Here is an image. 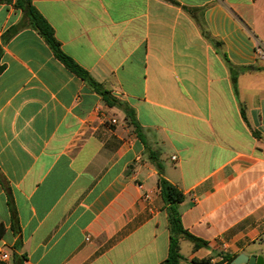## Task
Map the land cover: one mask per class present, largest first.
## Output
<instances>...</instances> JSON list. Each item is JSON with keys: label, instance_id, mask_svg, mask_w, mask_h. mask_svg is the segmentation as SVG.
I'll list each match as a JSON object with an SVG mask.
<instances>
[{"label": "crops", "instance_id": "crops-1", "mask_svg": "<svg viewBox=\"0 0 264 264\" xmlns=\"http://www.w3.org/2000/svg\"><path fill=\"white\" fill-rule=\"evenodd\" d=\"M32 1L122 105L37 30L2 44L0 253L10 257L0 264H164L170 229L151 152L185 194L184 227L208 243L182 238L188 260H264V69L241 70L264 68V0ZM14 2L0 0V43L23 18Z\"/></svg>", "mask_w": 264, "mask_h": 264}, {"label": "trees", "instance_id": "trees-1", "mask_svg": "<svg viewBox=\"0 0 264 264\" xmlns=\"http://www.w3.org/2000/svg\"><path fill=\"white\" fill-rule=\"evenodd\" d=\"M14 6L23 12L22 20L10 27L2 36V43H0V61L3 55L2 44L7 42L12 36L25 27H30L38 31V33L44 38L46 43L51 47L55 56L62 61L68 69L74 72L76 75L81 77L88 86L93 88L95 91L100 93L106 103L109 105H122L117 99L112 97L107 89L104 88L103 84L92 77L87 69L82 67L73 57L67 54L61 45V42L57 39L54 33L53 27L43 16V14L36 8L32 0H15ZM3 65H0V71L3 69ZM264 69L258 65H248L241 67L242 71L249 70H261ZM126 116L130 123L135 126V129L139 132L138 123L135 120L134 112L131 108L123 105ZM242 113L245 116L244 109ZM151 157L154 160L158 171L159 180L158 185L160 188V194L164 200L168 215V224L170 229V247L169 253L164 261V264H221L213 263L211 257L197 258L194 257L188 260L181 253V239L186 238L194 243V248H200L207 245V241L195 236L187 228L184 227L181 218V211L179 204L184 200V192L175 184L170 182L164 176L163 165L159 159V154L151 152ZM17 220L15 214L13 215V227L15 229ZM4 227L0 226V235L3 234ZM20 242L17 243L16 247H19ZM232 255H226L224 260L232 262L235 257Z\"/></svg>", "mask_w": 264, "mask_h": 264}, {"label": "water", "instance_id": "water-1", "mask_svg": "<svg viewBox=\"0 0 264 264\" xmlns=\"http://www.w3.org/2000/svg\"><path fill=\"white\" fill-rule=\"evenodd\" d=\"M242 263H249V264H264V260L261 256L255 255H247L245 253H240L235 257V259L231 262V264H242Z\"/></svg>", "mask_w": 264, "mask_h": 264}, {"label": "built area", "instance_id": "built-area-1", "mask_svg": "<svg viewBox=\"0 0 264 264\" xmlns=\"http://www.w3.org/2000/svg\"><path fill=\"white\" fill-rule=\"evenodd\" d=\"M258 53H259V55H260V57L262 58V59H264V47L261 45V44H259L258 45ZM117 120L116 119H112V122L114 123V122H116ZM149 198V195H146V199H148ZM86 239L87 240H89L90 239V235L88 234L87 235V237H86ZM223 250H226V248H223ZM1 257L3 258V259H9V257H10V254L8 253V252H6V251H1ZM224 257H222V259H223ZM227 264H231V262H228L227 261Z\"/></svg>", "mask_w": 264, "mask_h": 264}, {"label": "rangeland", "instance_id": "rangeland-1", "mask_svg": "<svg viewBox=\"0 0 264 264\" xmlns=\"http://www.w3.org/2000/svg\"><path fill=\"white\" fill-rule=\"evenodd\" d=\"M189 244H191V242L188 240H185V242L182 243V253L186 257L191 253V249L188 246Z\"/></svg>", "mask_w": 264, "mask_h": 264}]
</instances>
